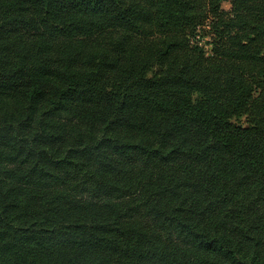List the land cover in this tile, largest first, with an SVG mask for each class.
I'll return each mask as SVG.
<instances>
[{
	"label": "trees",
	"instance_id": "16d2710c",
	"mask_svg": "<svg viewBox=\"0 0 264 264\" xmlns=\"http://www.w3.org/2000/svg\"><path fill=\"white\" fill-rule=\"evenodd\" d=\"M223 1L0 0V264H264V0Z\"/></svg>",
	"mask_w": 264,
	"mask_h": 264
},
{
	"label": "rangeland",
	"instance_id": "374dc122",
	"mask_svg": "<svg viewBox=\"0 0 264 264\" xmlns=\"http://www.w3.org/2000/svg\"><path fill=\"white\" fill-rule=\"evenodd\" d=\"M222 8L224 10H227V11H230L231 10V4H230V1L229 0H224L222 2ZM206 40H207V37H206Z\"/></svg>",
	"mask_w": 264,
	"mask_h": 264
}]
</instances>
